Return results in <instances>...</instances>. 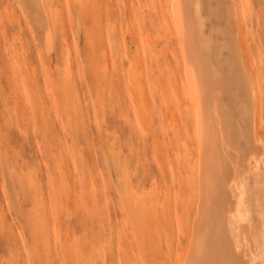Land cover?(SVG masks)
I'll return each instance as SVG.
<instances>
[{
  "label": "rangeland",
  "instance_id": "obj_1",
  "mask_svg": "<svg viewBox=\"0 0 264 264\" xmlns=\"http://www.w3.org/2000/svg\"><path fill=\"white\" fill-rule=\"evenodd\" d=\"M48 3L55 17L51 51L43 48L17 2L0 0V264H155V259L167 264L166 255L175 264L193 230L198 184L192 175L191 117L177 104L175 90L176 84L185 89L186 72L178 57L165 54L178 47L166 23L172 16L166 0ZM147 13L154 21L151 29L142 26ZM255 20L239 21V28L242 38L257 35L253 51L260 55L264 48ZM149 47L155 50L151 55ZM138 61L154 98L149 97L143 122L128 79ZM175 121L176 128L186 127L180 135ZM258 135L264 142V129ZM186 142L193 143L189 150ZM227 151L252 233L260 234L264 156L252 160L248 171L239 166L236 150ZM134 192L141 196L134 198ZM159 196L174 218L176 230L168 241L158 239L163 228L155 224L153 199ZM257 242L255 264H264V248Z\"/></svg>",
  "mask_w": 264,
  "mask_h": 264
},
{
  "label": "bare ground",
  "instance_id": "obj_2",
  "mask_svg": "<svg viewBox=\"0 0 264 264\" xmlns=\"http://www.w3.org/2000/svg\"><path fill=\"white\" fill-rule=\"evenodd\" d=\"M15 1L20 11L30 19L43 48L49 49L48 47L51 45L54 46L55 36L52 22L55 21V17L48 0ZM166 3L172 16L169 18L166 14L163 15L169 19L168 21L165 19V21L170 28L172 36L176 38L175 41H177L178 47L174 51L167 49L165 54L171 53L178 57L186 72L185 89H181L182 87L176 84L175 90L177 104L180 107L183 106L191 117L190 122L194 130V151H196L192 175L196 178L198 184L197 197L193 198L195 200L198 198V202L195 203L197 204V213L195 212L196 207L195 211H193L196 213H194L196 217L195 220L193 219V230L189 231V241L183 256L175 264H226V262L230 261H236L238 264H255L258 238L264 248V208L261 209L262 224L260 225V234L254 235L242 192H239L242 188H239V183L236 179V165L231 160L227 150H236L239 166H246L248 171L252 160L259 162L264 156L263 138L261 139L258 135L260 130L264 129L262 128L264 127V49L260 55H256L253 47L257 35L247 33L245 38H242L239 28V21L245 22L246 19L255 16L260 44L264 48V0H166ZM11 12L13 19L18 21L19 18L15 10L11 9ZM153 25L154 21L148 16V13L147 16L142 17L143 28L151 29ZM167 26L165 27L164 25V28H167ZM150 29H148V33L151 31ZM61 37L66 42V36L63 33ZM167 38L170 40V35ZM150 39L152 40V38ZM240 39L245 54L242 53V47L239 43ZM146 43L144 44L146 45ZM149 50H151L150 55L155 52L150 47ZM48 51L51 50L49 49ZM141 68L142 63L138 61L133 65L128 75L129 88L133 93V103L141 113L140 119L149 114L147 111L150 108L149 97L152 95L150 83L144 78L145 75L141 73ZM24 69H26V65ZM153 78L150 79L152 80ZM153 85L156 84L154 83ZM159 86H156L157 90ZM152 100L154 101L153 95ZM108 112H105V118ZM146 120L148 119L145 118ZM164 120L166 122V119ZM172 122H170V125ZM142 124L141 127L143 128ZM176 125L175 121L173 126H175V131L178 129L179 132H177L180 135V132H182L183 128L185 130L186 127L183 124H179L180 126L178 125V128H176ZM147 135L149 134L147 133ZM154 136L150 138H154ZM188 144L187 142L185 144L186 150H189V147L193 145V143L190 146ZM158 152L156 155L160 156L161 154H158ZM190 152L186 153L189 154ZM190 154L193 155V153ZM177 155L179 154L177 153ZM177 155L175 156L180 160L181 155L180 157ZM178 169L176 168V170ZM179 173L181 174L182 172ZM180 174H177V176ZM141 178L143 180V176ZM147 178L149 177L147 176ZM180 178L178 180L181 182ZM151 179L153 180L154 178ZM127 180L129 181V179ZM152 180L146 181L150 183ZM153 183L151 184L152 186ZM134 189L136 190V188ZM182 189L184 190L181 186ZM150 191L149 193H151ZM153 194L155 195L156 193ZM137 196L135 193L134 198L137 199ZM161 196L158 197L159 199L152 197V199H155L153 201H156L154 206H156V213H158L157 216L154 215V217H157V223H155V219L154 223L162 225L161 227L163 228L162 231L160 227V232H162L159 233L158 239L160 241H168L174 235L173 232L176 228L174 227V218L170 210L165 208L166 202L161 200L164 197L160 199ZM141 198L140 200H142ZM140 200L139 202L141 203ZM164 200H166V195ZM195 200H192L193 204ZM136 202L138 203V201ZM173 202H171V205L173 204L174 206ZM256 203L258 204V202ZM186 204L188 203H185L184 208L188 207V212L191 209L193 210L192 204H189V206H186ZM150 206L149 209H151ZM184 208L181 210H184ZM170 247L175 248L176 244L173 243ZM249 250L251 254L248 252ZM164 260L167 264H172L168 255H166ZM154 263L162 264L159 259H155Z\"/></svg>",
  "mask_w": 264,
  "mask_h": 264
},
{
  "label": "snow or ice",
  "instance_id": "obj_3",
  "mask_svg": "<svg viewBox=\"0 0 264 264\" xmlns=\"http://www.w3.org/2000/svg\"><path fill=\"white\" fill-rule=\"evenodd\" d=\"M226 264H238V262H236V261H230V262H226Z\"/></svg>",
  "mask_w": 264,
  "mask_h": 264
}]
</instances>
